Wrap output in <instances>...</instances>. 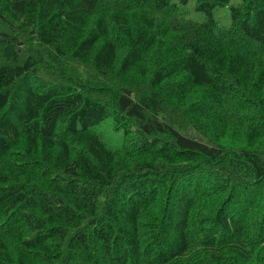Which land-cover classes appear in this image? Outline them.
Returning <instances> with one entry per match:
<instances>
[{
  "label": "trees",
  "instance_id": "16d2710c",
  "mask_svg": "<svg viewBox=\"0 0 264 264\" xmlns=\"http://www.w3.org/2000/svg\"><path fill=\"white\" fill-rule=\"evenodd\" d=\"M0 264H264V0H0Z\"/></svg>",
  "mask_w": 264,
  "mask_h": 264
},
{
  "label": "rangeland",
  "instance_id": "374dc122",
  "mask_svg": "<svg viewBox=\"0 0 264 264\" xmlns=\"http://www.w3.org/2000/svg\"><path fill=\"white\" fill-rule=\"evenodd\" d=\"M216 17L223 23L228 24V16L225 9L220 8L215 12ZM98 131L103 134L104 138L110 143L117 145L122 142V134L120 131H115L111 119L106 120L98 127Z\"/></svg>",
  "mask_w": 264,
  "mask_h": 264
}]
</instances>
